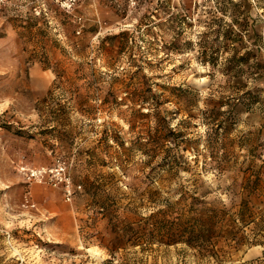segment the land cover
Returning <instances> with one entry per match:
<instances>
[{
    "label": "rangeland",
    "instance_id": "1",
    "mask_svg": "<svg viewBox=\"0 0 264 264\" xmlns=\"http://www.w3.org/2000/svg\"><path fill=\"white\" fill-rule=\"evenodd\" d=\"M226 1L5 0L0 264H264V70L255 57L233 68L217 34L246 21L245 44L264 63V0ZM125 30L128 41L112 38ZM59 160L71 201L20 171ZM91 184L108 189L116 217ZM155 190L169 201L196 191L224 208L211 240L137 242L124 227L159 206Z\"/></svg>",
    "mask_w": 264,
    "mask_h": 264
},
{
    "label": "trees",
    "instance_id": "2",
    "mask_svg": "<svg viewBox=\"0 0 264 264\" xmlns=\"http://www.w3.org/2000/svg\"><path fill=\"white\" fill-rule=\"evenodd\" d=\"M225 4H231L235 8H239V4L234 2V0H227ZM229 5L227 7L224 6V8L228 10L227 8H230ZM250 32L251 28L246 21L239 22L238 19H235L228 25V28L224 33L221 32V30H218L217 34H223L225 39L224 44L230 42L233 54L229 58V61L232 63L233 68H236L237 65L249 63L251 59L255 57L257 59L255 62L256 69L261 72L264 70V63L260 56V50L258 48H248L244 41L245 36H248L249 39L252 40ZM245 33L249 34L246 35ZM117 37L125 38L128 41L131 37V32L125 30L112 36V38ZM253 42L255 43L256 41L254 40ZM226 45L227 44H225V46ZM203 46L205 47V50L208 49L207 47H211L209 44H206V42H203ZM241 48L247 49L244 54L240 53ZM215 59L217 58H214L213 61L207 60V62L215 65ZM248 94H250L248 90L245 91L244 89H239L237 96L234 98H237L238 101H244V99L248 97ZM157 136L158 138H163L161 135ZM157 144L159 147H162V144L159 142H157ZM132 190L133 192L139 193V195H145L144 192L139 191V188H132ZM155 191L156 192H153L154 197L151 199L159 206L153 209V211L144 218L143 222H138L135 226H132L130 223L124 227V229L130 227L133 230L137 242L140 241L142 235H145L151 243L159 242L167 245L178 244L181 242L194 244L200 241L211 240L213 233H215L219 227V220L223 219L225 216L224 208L206 200L205 195L200 196L196 191H180V198L175 201L162 200L156 197L159 194V191ZM88 192L93 197L101 195V199H99L101 206L99 209L104 215L110 219L116 217L118 209L116 205L113 206L108 204L110 198V192L108 189L102 190V188L95 184H91ZM250 211L251 207L249 202L246 199L243 200L239 212L242 214ZM116 229L118 230L121 228L118 226Z\"/></svg>",
    "mask_w": 264,
    "mask_h": 264
},
{
    "label": "built area",
    "instance_id": "3",
    "mask_svg": "<svg viewBox=\"0 0 264 264\" xmlns=\"http://www.w3.org/2000/svg\"><path fill=\"white\" fill-rule=\"evenodd\" d=\"M4 4L5 0H0V11ZM20 171L29 182L51 183L54 186L62 185L67 201L72 200L74 190L65 162L59 160L52 167L21 166Z\"/></svg>",
    "mask_w": 264,
    "mask_h": 264
}]
</instances>
